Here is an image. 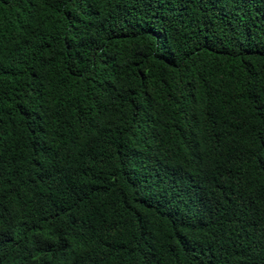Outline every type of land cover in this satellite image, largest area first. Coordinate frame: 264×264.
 I'll list each match as a JSON object with an SVG mask.
<instances>
[{
  "label": "trees",
  "instance_id": "trees-1",
  "mask_svg": "<svg viewBox=\"0 0 264 264\" xmlns=\"http://www.w3.org/2000/svg\"><path fill=\"white\" fill-rule=\"evenodd\" d=\"M0 264H264V0H0Z\"/></svg>",
  "mask_w": 264,
  "mask_h": 264
}]
</instances>
